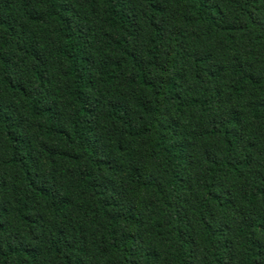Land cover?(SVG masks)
Returning <instances> with one entry per match:
<instances>
[{
  "label": "trees",
  "instance_id": "obj_1",
  "mask_svg": "<svg viewBox=\"0 0 264 264\" xmlns=\"http://www.w3.org/2000/svg\"><path fill=\"white\" fill-rule=\"evenodd\" d=\"M0 264H264V0H0Z\"/></svg>",
  "mask_w": 264,
  "mask_h": 264
}]
</instances>
